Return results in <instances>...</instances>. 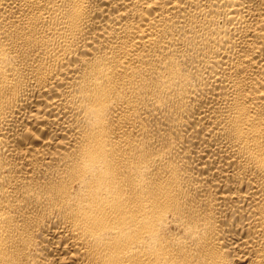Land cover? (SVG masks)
I'll return each mask as SVG.
<instances>
[{
  "label": "bare ground",
  "instance_id": "6f19581e",
  "mask_svg": "<svg viewBox=\"0 0 264 264\" xmlns=\"http://www.w3.org/2000/svg\"><path fill=\"white\" fill-rule=\"evenodd\" d=\"M0 264H264V0H0Z\"/></svg>",
  "mask_w": 264,
  "mask_h": 264
}]
</instances>
